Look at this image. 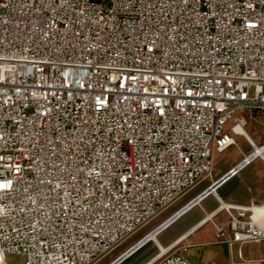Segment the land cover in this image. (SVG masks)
Returning <instances> with one entry per match:
<instances>
[{
  "label": "built area",
  "instance_id": "1",
  "mask_svg": "<svg viewBox=\"0 0 264 264\" xmlns=\"http://www.w3.org/2000/svg\"><path fill=\"white\" fill-rule=\"evenodd\" d=\"M255 110L264 0H0V264H94L209 177ZM250 146L225 174L256 159ZM213 183L112 261L179 211L220 203ZM258 205L205 211L142 264H190L181 241L223 210L217 238L264 242Z\"/></svg>",
  "mask_w": 264,
  "mask_h": 264
},
{
  "label": "rangeland",
  "instance_id": "2",
  "mask_svg": "<svg viewBox=\"0 0 264 264\" xmlns=\"http://www.w3.org/2000/svg\"><path fill=\"white\" fill-rule=\"evenodd\" d=\"M244 116L246 119L245 129L257 145L264 147V110L246 111ZM250 152V144L243 137L238 136L235 139V143L228 149L213 155V165L209 177L195 187L189 189L178 200L123 240L114 249L103 255L94 264H108L111 262L127 246L149 231L152 227L159 224L188 198L205 188L222 174L226 173L243 155ZM216 192L226 203L238 205H247L251 201L255 204L264 203V159H255L251 164L242 169L238 175L221 185ZM218 204L220 205L214 196L209 195L202 200L200 204L194 206L191 210L174 221L173 224L171 223L167 228L161 231L157 235V240L165 248L178 238L186 228L200 219L205 211L209 212ZM223 217H226V212L224 210L219 215L213 217L212 220L217 221L219 218ZM212 220H209L187 239H191L193 247L200 252H210L208 257L209 262L215 260L217 264H261V261L264 259V242L245 241L241 243H227L215 236ZM177 247L179 246H176L169 252L177 249ZM158 252L157 246L153 242H149L124 259L120 264H142L149 257L155 256ZM7 262L8 264H21V258L10 255L7 258Z\"/></svg>",
  "mask_w": 264,
  "mask_h": 264
},
{
  "label": "bare ground",
  "instance_id": "3",
  "mask_svg": "<svg viewBox=\"0 0 264 264\" xmlns=\"http://www.w3.org/2000/svg\"><path fill=\"white\" fill-rule=\"evenodd\" d=\"M237 132H239L240 134H239V136H241V137H243L249 144H251V145H253L254 146V148H255V153L253 154V156L255 157L256 156V159L257 158H261V159H264V147H262V146H259V145H257L256 143H255V141H254V139L251 137V135L247 132V130L245 129V127H240V128H238L237 129ZM229 169H231V168H229ZM240 172V171H239ZM239 172H237V173H235L233 176H231V177H229L226 181H224L221 185H223L224 183H226L227 181H229L231 178H233V177H235L236 175H238V173ZM225 174V173H224ZM224 174H222V175H224ZM221 175V176H222ZM228 175H230V173H228L227 175H225V177L226 176H228ZM218 178H220V177H218ZM217 178V179H218ZM217 179H215V180H213L214 182L217 180ZM220 185V186H221ZM219 186V187H220ZM218 187V188H219ZM218 188H216L212 193L214 194V195H216L217 196V193H216V190L218 189ZM219 197V196H218ZM197 205V204H196ZM228 205V203H226V202H223V201H220V206H219V208L221 209V208H223V207H225V206H227ZM192 209V208H191ZM191 209H189V210H191ZM189 210H187L186 212H184L185 211V209L184 210H181V211H179L176 215H174L173 217H171L170 219H168V220H166L164 223H162L158 228H156L154 231H152L151 233H149L148 234V236H146L142 241H140L138 244H136L134 247H132L128 252H127V254H129L127 257H129L131 254H133L134 252H132V253H130V251H132V250H134V248H136V247H138V249L137 250H139V249H141L143 246H145L147 243H149V242H153L156 246H157V248H158V253L154 256V258H153V260H157V259H159L160 257H162L172 246H174L177 242H178V240L174 243V244H172L170 247H165L164 248V246L157 240V235L161 232V231H163L165 228H167L171 223H174V221H176L179 217H181L183 214H185V213H187ZM184 212V213H183ZM254 212H255V214H254V216L256 217V218H264V203H262V204H259L258 206H255V208H254ZM211 215H213V214H211ZM210 217V215H208V217L206 218V220H204V222H206L207 220H208V218ZM174 218H176L173 222H172V220L174 219ZM114 249V248H113ZM126 254V255H127ZM126 257V258H127ZM125 258V259H126ZM123 261V260H122ZM121 261V262H122ZM120 262V263H121ZM120 263H118V264H120Z\"/></svg>",
  "mask_w": 264,
  "mask_h": 264
},
{
  "label": "crops",
  "instance_id": "4",
  "mask_svg": "<svg viewBox=\"0 0 264 264\" xmlns=\"http://www.w3.org/2000/svg\"><path fill=\"white\" fill-rule=\"evenodd\" d=\"M217 193V192H216ZM217 196H218V194H217ZM220 198V197H219ZM220 200L221 201H223V202H225L222 198H220ZM229 204V203H228ZM219 205V204H218ZM217 205V206H218ZM220 206V205H219ZM216 207V206H215ZM214 207V208H215ZM214 208H212L210 211H212ZM209 211V212H210ZM207 212V211H206ZM209 212H207V213H209ZM208 215H210V217L212 216L211 214H208ZM217 216V215H216ZM208 217V216H207ZM209 217V218H210ZM213 217H215V216H213ZM212 217V218H213ZM208 218V219H209ZM222 220V218H219L217 221H214V222H219V221H221ZM208 221H206V222H204L205 224L207 223ZM196 223V222H195ZM195 223H193L192 225H190L188 228H190L191 226H193ZM173 224V223H172ZM202 227V226H201ZM201 227H199V228H201ZM188 228H186L184 231H186ZM199 228H197V226L196 227H194L192 230H193V232L190 234V235H192V234H194ZM183 231V232H184ZM213 231H214V228H213ZM182 232V233H183ZM181 233V234H182ZM180 234V235H181ZM189 235V236H190ZM188 236V237H189ZM188 237L185 239V240H182L181 241V243H180V246H182L183 244H185V243H188V246H186V248L185 249H182L181 248V250H180V252H181V254L188 260V262L190 263V264H217L216 263V261L215 260H211L210 262H209V260H208V257H209V254H210V252H200L198 249H196V248H194L193 247V242L191 241V239H189V240H187L188 239ZM178 242H180V239L178 240ZM177 242V243H178Z\"/></svg>",
  "mask_w": 264,
  "mask_h": 264
},
{
  "label": "water",
  "instance_id": "5",
  "mask_svg": "<svg viewBox=\"0 0 264 264\" xmlns=\"http://www.w3.org/2000/svg\"><path fill=\"white\" fill-rule=\"evenodd\" d=\"M228 174V173H227ZM225 174V175H227ZM223 175L221 178L217 179L213 184H211L208 189L206 190V194L207 193H211L213 192L216 188H218L224 181H226L230 175L226 176ZM176 218H174L172 221H174ZM134 247V246H133ZM138 247L134 248V250L130 251V253L134 252L135 250H137ZM129 251V250H128ZM127 251V252H128ZM127 252H125L123 255L119 256L117 259H115L114 261L108 263V264H118L120 263L122 260H124L129 254H127ZM127 254V255H126Z\"/></svg>",
  "mask_w": 264,
  "mask_h": 264
},
{
  "label": "snow or ice",
  "instance_id": "6",
  "mask_svg": "<svg viewBox=\"0 0 264 264\" xmlns=\"http://www.w3.org/2000/svg\"><path fill=\"white\" fill-rule=\"evenodd\" d=\"M250 27H255V25H250ZM10 184H0V190H7Z\"/></svg>",
  "mask_w": 264,
  "mask_h": 264
}]
</instances>
